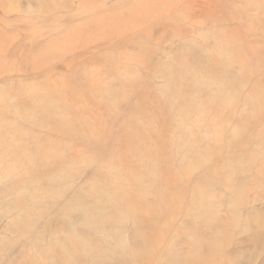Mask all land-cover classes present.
<instances>
[{
    "label": "rangeland",
    "instance_id": "rangeland-1",
    "mask_svg": "<svg viewBox=\"0 0 264 264\" xmlns=\"http://www.w3.org/2000/svg\"><path fill=\"white\" fill-rule=\"evenodd\" d=\"M0 264H264V0H0Z\"/></svg>",
    "mask_w": 264,
    "mask_h": 264
},
{
    "label": "bare ground",
    "instance_id": "bare-ground-1",
    "mask_svg": "<svg viewBox=\"0 0 264 264\" xmlns=\"http://www.w3.org/2000/svg\"><path fill=\"white\" fill-rule=\"evenodd\" d=\"M254 117V116H253ZM148 137V136H147ZM44 148V147H43ZM124 154V153H123ZM34 155V154H33ZM48 157V156H47ZM136 158V157H135ZM139 164V163H138ZM140 166V165H139ZM141 167V166H140ZM136 168H138V167H136ZM132 171L134 172V170L132 169ZM136 171H137V169H136ZM140 172V171H139ZM127 176V175H126ZM137 177V176H136ZM131 178V177H130ZM139 178V177H138ZM135 179V178H134ZM136 183H137V181H135ZM140 183V182H139ZM127 194V193H126ZM97 196V195H96ZM131 197H133V196H131ZM134 198V197H133ZM141 199H142V197H140ZM138 200V199H137ZM141 201V200H140ZM122 211L123 210H119L118 208H115L114 210H113V212H112V214L118 219V220H122L121 218H123L124 216H119L121 213H122ZM137 227V226H136ZM135 227V228H136ZM143 229V228H142ZM149 232V231H148ZM140 236H139V234L136 236L135 235V237H134V242H133V247L137 250V252H136V255H138V253L139 252H141L142 251V249H145L141 244H143V243H141L142 242V240H140V238H139ZM156 237V235L153 233L152 234V238H155ZM219 237V236H218ZM217 238V237H216ZM215 240H218V239H215ZM122 243V242H121ZM218 243V242H217ZM82 246H83V248H82V253H91V252H93V251H95L97 248V246L96 245H94L92 242H90V240H87V239H83V240H81V243H80ZM220 245V244H219ZM98 250H101L100 248L98 249ZM134 256V255H133ZM195 257V256H194ZM131 262V261H130Z\"/></svg>",
    "mask_w": 264,
    "mask_h": 264
}]
</instances>
